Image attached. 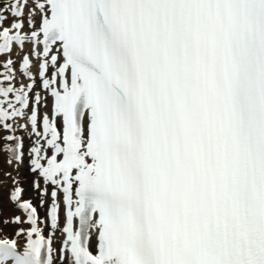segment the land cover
<instances>
[{
	"label": "snow or ice",
	"instance_id": "1",
	"mask_svg": "<svg viewBox=\"0 0 264 264\" xmlns=\"http://www.w3.org/2000/svg\"><path fill=\"white\" fill-rule=\"evenodd\" d=\"M26 43L30 83L0 73V151L52 186L53 233L13 187L29 227L0 264H264V0H4L0 54Z\"/></svg>",
	"mask_w": 264,
	"mask_h": 264
},
{
	"label": "bare ground",
	"instance_id": "2",
	"mask_svg": "<svg viewBox=\"0 0 264 264\" xmlns=\"http://www.w3.org/2000/svg\"><path fill=\"white\" fill-rule=\"evenodd\" d=\"M2 2L0 3V6H2ZM25 13L27 14V9H25ZM10 15V14H9ZM14 18L10 15V19L9 20H13ZM7 21V20H6ZM4 21V24L8 26L10 21ZM11 24V23H10ZM23 31H28V25H27V21L25 20V26H24V29ZM18 48V46L16 45H13V49H12V52L11 53H3L2 55H0V59H3L5 60L7 57L9 56H12L14 53L13 51H15L16 49ZM31 49V44L30 43H26L25 46H24V49L21 53L20 56H17L15 57L16 61L18 62H21L22 60V57L24 54L28 53ZM33 58V57H32ZM16 67L14 68L16 70V73L17 75H15L16 77H18L17 79V82L16 81H13V85L17 88L19 86V82H23V84L25 83V85H27L28 83H30V79L29 77L27 76H24L22 74V71L21 69L19 68V65L15 64L14 63L11 65V68L12 67ZM5 69L2 65V63L0 62V73L4 72ZM32 71V70H31ZM37 69H35L34 73H37ZM7 83V82H5ZM35 90H38L41 92V95L42 97H44L45 99L42 101L41 105L39 106V112L42 114L44 112H48L49 115L51 114V105H52V97L50 96V94L44 90L40 84V81H39V78L37 77V83H36V86H35ZM31 95V93H30ZM30 112V109L27 110ZM26 123L27 121L23 118H19V123ZM28 131H30V128L28 129ZM28 131H25L23 129H19L17 128L16 130V134L17 135H22L24 137V144H25V148H29L31 146V143H32V140L35 139V137H29L28 135ZM8 131L7 130H4L2 128H0V137H4L6 135H8ZM6 141H4L3 139H0V145H3ZM7 156L8 154L6 152H3V151H0V163H4L7 165ZM26 161V164L25 166H23V168L21 169V176L22 177L20 180L21 182H19L17 179L13 178V177H10L4 173H2V179H3V182H0V213L3 214L4 213V219L5 218H11L13 217L12 214H10V212L15 209V205H14V202H12L9 198V190H8V184H11L13 183V181H17L18 183L14 184L13 183V187H15L17 184H23V186L25 185V189L24 191L22 192V194L24 193V195H26L27 193L29 192H32V195H31V202L33 203V205L37 208V214H39V216L43 213V211H49L50 207H51V196H50V192H51V185H47L48 189H49V192L48 194H46L45 196L41 197L39 191L33 186V181L36 180V179H39L40 181V184H41V189H43L44 187H46L44 184H43V180L42 178H39L37 177L35 174H33L31 171H30V166H29V159H28V156L27 154L25 155V159H24V162L25 163ZM16 164L15 161H13L12 164ZM11 164V165H12ZM12 182V183H11ZM10 186V185H9ZM12 188V187H11ZM5 194L6 192V195ZM24 198L21 196V199ZM41 199L44 200V207L45 209L42 208L43 205H41ZM17 212L19 214V216L22 217V219L24 220L23 216H26V214L23 212V210L21 209H18L17 208ZM14 216H16L14 214ZM3 219V220H4ZM60 219H61V228H62V224H63V220H64V205L62 203V194H61V209H60ZM3 220H0V237H5L6 235L8 234H11L8 233L9 229L11 228L13 232H15L16 230H18L19 227H22L24 229H27L29 226H28V223L25 221L24 223L20 224V225H15V224H10L8 225L7 227L2 223ZM50 220L48 219V214L45 215L44 217V221L40 220L38 221L39 223V226L42 227L44 229V232L45 233H49V229H51L50 227ZM52 230V229H51ZM53 233V230L52 232ZM50 234V233H49ZM12 235V234H11ZM62 237H63V233H62V230L61 229H57L55 232H54V247L59 250V248L62 247ZM15 238V237H14ZM18 241H19V245L21 246V248L26 244V237L24 236H21L18 238ZM59 255V253L57 252V256ZM56 264H62L61 261H59V259H57L56 261Z\"/></svg>",
	"mask_w": 264,
	"mask_h": 264
},
{
	"label": "rangeland",
	"instance_id": "3",
	"mask_svg": "<svg viewBox=\"0 0 264 264\" xmlns=\"http://www.w3.org/2000/svg\"><path fill=\"white\" fill-rule=\"evenodd\" d=\"M2 2V4L4 3V0H0V3ZM9 19H10V15L8 14V19H7V21H9ZM6 21V22H7ZM9 25H10V23H9ZM16 82H17V80H16ZM25 164H26V161H25V163H23V164H21V165H19V167H17L16 166V164L14 163V164H12V165H9L8 163H7V165L6 164H4V163H0V182H3V179L1 178L2 177V173H4V174H6V175H8V176H10V177H13V178H15V179H17L19 182H21V178L22 177H20L21 176V169L23 168V166H25ZM12 183V182H11ZM10 185V186H9ZM11 187H12V185L11 184H8V190H10L11 189ZM25 187V185L23 186V190L25 189L24 188ZM3 194H4V192H3ZM4 195H6V192H5V194ZM22 195V194H21ZM32 195V192H29V193H27L26 194V196H31ZM45 196V195H44ZM23 197V196H22ZM31 200V199H30ZM14 205H15V203H14ZM42 208L43 209H45V207H44V205L42 206ZM44 212V211H43ZM18 212H17V207H15V209H13L11 212H10V214H12L13 216H14V214L15 215H19V214H17ZM44 216V215H43ZM4 219V213L3 214H1L0 213V220H3ZM9 232L8 233H10L11 232V234L13 233V231H12V229L10 228L9 230H8ZM10 234V235H11Z\"/></svg>",
	"mask_w": 264,
	"mask_h": 264
}]
</instances>
